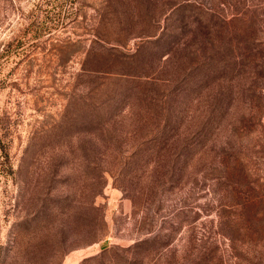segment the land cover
Instances as JSON below:
<instances>
[{
	"label": "rangeland",
	"instance_id": "rangeland-1",
	"mask_svg": "<svg viewBox=\"0 0 264 264\" xmlns=\"http://www.w3.org/2000/svg\"><path fill=\"white\" fill-rule=\"evenodd\" d=\"M0 264H264V0H0Z\"/></svg>",
	"mask_w": 264,
	"mask_h": 264
}]
</instances>
